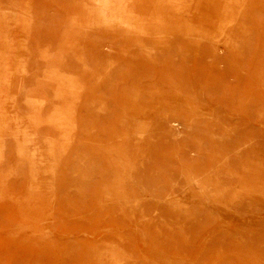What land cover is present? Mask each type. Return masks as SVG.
Here are the masks:
<instances>
[{
	"label": "rangeland",
	"instance_id": "1",
	"mask_svg": "<svg viewBox=\"0 0 264 264\" xmlns=\"http://www.w3.org/2000/svg\"><path fill=\"white\" fill-rule=\"evenodd\" d=\"M0 264H264V0H0Z\"/></svg>",
	"mask_w": 264,
	"mask_h": 264
},
{
	"label": "bare ground",
	"instance_id": "2",
	"mask_svg": "<svg viewBox=\"0 0 264 264\" xmlns=\"http://www.w3.org/2000/svg\"><path fill=\"white\" fill-rule=\"evenodd\" d=\"M102 4H103V3H102ZM52 80H53V79H52ZM50 81H51V80H50ZM64 84H65V83H64ZM59 85H60V84H59ZM62 85H63V84H62ZM65 85H66V84H65ZM63 86H64V85H63ZM120 173H121V171H120ZM119 177H120V176H119ZM218 191H220V192H217V193H218L219 195H222V196H223V193H222V192H223L224 190H218ZM221 191H222V192H221ZM222 198H223V197H222ZM220 199H221V198H220Z\"/></svg>",
	"mask_w": 264,
	"mask_h": 264
}]
</instances>
